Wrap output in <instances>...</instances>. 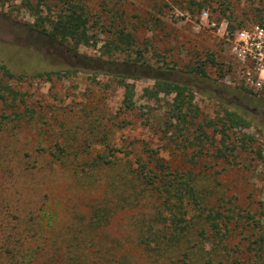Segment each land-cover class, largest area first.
I'll use <instances>...</instances> for the list:
<instances>
[{"label":"rangeland","instance_id":"1","mask_svg":"<svg viewBox=\"0 0 264 264\" xmlns=\"http://www.w3.org/2000/svg\"><path fill=\"white\" fill-rule=\"evenodd\" d=\"M65 1L80 4L89 20L90 43L78 49L36 30L37 18H54ZM38 2L32 0L34 9H29L22 0H0V62L14 74L26 75L8 79L0 70L2 85L22 95L16 108L10 98L1 101L0 113L34 109V117L27 115L11 136L0 131V152L8 155L0 180L12 181L4 195L20 198L22 205L36 198L39 191L34 189L50 184L59 188L55 201L68 209L76 205L83 214L82 190L66 189L73 184L71 171L22 170L25 152L32 153L27 161L38 155L40 165L47 166L48 160L35 150L51 149L57 142L85 150L86 158L106 154L112 169L102 173V183L122 174L130 177L129 167L139 161L154 168L162 159L196 184L201 206L190 203L181 209L188 212L185 218L200 223L219 213L221 219L219 229L207 228L202 237V228H193L176 247L169 243L157 264H264V93L246 85L230 53L233 37H227L231 21L241 20L243 28L259 24L255 20L264 16V0H46L40 11ZM203 11L208 21L202 20ZM222 25L225 31H219ZM122 32L129 34L130 46L119 39ZM203 63L206 78L194 70ZM46 71L59 74L33 77ZM156 79L193 92L196 111L184 109V122L174 117L173 96L146 93ZM119 80L135 87L130 109L123 105L125 88ZM226 109L240 111L251 127L224 130ZM169 196L155 192L126 206L111 232L134 236L138 225L174 228L176 217L182 216ZM187 246L195 248L186 256ZM127 247L135 264L153 259L134 245Z\"/></svg>","mask_w":264,"mask_h":264},{"label":"trees","instance_id":"2","mask_svg":"<svg viewBox=\"0 0 264 264\" xmlns=\"http://www.w3.org/2000/svg\"><path fill=\"white\" fill-rule=\"evenodd\" d=\"M22 1L25 8L34 9L32 0ZM42 5H47L46 0H39L37 8L39 11ZM39 11L36 15H39ZM255 22L264 26V16ZM88 23L87 14L80 4L65 1L54 18L46 19L40 16L35 26L39 33L51 41L78 49L81 45L90 43ZM244 24L241 20L235 24L231 21L227 37H234L238 30L244 29ZM119 39L129 46L132 44L129 41V34L122 32ZM115 45L121 49L119 44ZM210 61L214 63L213 59ZM204 65L205 63L194 70L196 74L206 78L208 76ZM0 70L8 79L23 80L26 77L24 74H14L2 62H0ZM58 74L46 71L36 73L33 77L51 79ZM118 83L125 88L123 105L127 109L132 108L135 96L134 85L124 80H119ZM244 92L246 95L251 93L250 90ZM146 93L154 98H158L160 94L173 96V107L176 111L174 117L183 122L186 118L183 114L184 109L196 111L193 92L178 83L156 79L154 87L151 90L147 89ZM19 97L22 99L21 93L10 86L2 85L0 81V102L6 103L10 98L11 107L16 108ZM27 115L33 118L34 109H26L23 114L17 110H12L10 114L1 112L0 131L11 136L15 127ZM222 120L224 130L232 127L244 129L251 127L249 119L238 110H224ZM227 123L230 125L229 128ZM258 129L263 134L259 127ZM243 137L249 141L253 139L250 135ZM59 144L57 142L51 149L35 150V155H44L48 160L47 166L40 165L38 155L34 157V162L27 161V157H31L32 153L25 152L24 161L21 160L24 165L22 170L42 172L46 169L56 171L64 167V171H71L73 184L66 185V189L68 192L70 191L68 189L73 187L82 190L85 198L83 205L87 210L81 214L76 205L68 209L64 206V202L55 201L59 188L50 184H46L45 187L43 185L39 190L34 189V192L39 191L36 198L25 200L21 205L20 198L9 199L4 195L5 190L10 188L7 183L11 184L12 181L0 180V264H135V258L131 256L127 245H134L135 249H141L143 253L152 257L151 262L147 264H157L159 257L163 256V250L171 244L176 247L183 235L188 234L193 228H202L199 232L201 237L204 236L207 228L215 230L220 228L217 222L221 219L219 213L209 214L200 223L185 218L188 212L181 209H186L188 204L192 203L197 209L200 208L199 192L191 176L187 177L177 170L173 171L164 160L158 159L154 168H151L148 162L139 161L134 168L129 167L130 177L122 174L119 178L107 179L106 183H102L99 182L102 173L112 169V160H106L108 159L106 154L98 153L86 158L85 150L74 151L70 150V146L64 147ZM6 156L7 153L0 152V174L8 169ZM9 169L13 172L12 168ZM155 192L167 193L173 196H169V199H176L174 207L182 217H176L174 228H145L138 225L139 228H135L134 236L114 235L113 231L111 232L113 228L110 227L120 211H124L128 205L137 204L141 198H146L148 194ZM60 205L64 206V209ZM193 248L195 247L187 246L183 255L187 256Z\"/></svg>","mask_w":264,"mask_h":264},{"label":"built area","instance_id":"3","mask_svg":"<svg viewBox=\"0 0 264 264\" xmlns=\"http://www.w3.org/2000/svg\"><path fill=\"white\" fill-rule=\"evenodd\" d=\"M201 18L208 21V12L203 11ZM208 26L214 28L216 24ZM222 27L219 31H225ZM228 42L230 53L241 66L246 85L257 93H264V26L256 24L238 30Z\"/></svg>","mask_w":264,"mask_h":264}]
</instances>
